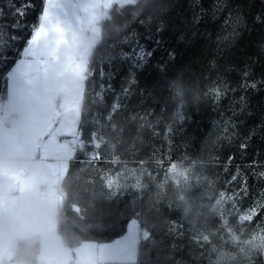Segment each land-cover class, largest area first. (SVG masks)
Returning a JSON list of instances; mask_svg holds the SVG:
<instances>
[{"label":"trees","instance_id":"trees-1","mask_svg":"<svg viewBox=\"0 0 264 264\" xmlns=\"http://www.w3.org/2000/svg\"><path fill=\"white\" fill-rule=\"evenodd\" d=\"M28 3L0 0V48L8 42L10 26L17 30L16 46L11 49L17 54L0 57V68L11 60L7 70L0 71V101L6 96L7 71L22 55L44 0H30L32 6L19 20L16 9ZM99 26V40L83 71L76 126L83 144L75 159L67 161L56 189L55 229L63 244L111 241L136 219L138 253L131 264H233L216 255L233 234L244 240L260 237L251 264H264V211L257 209L249 219L236 215L224 219L212 198L204 203L197 197L180 201L177 187L166 177L169 160L163 164L155 160V151L164 158L170 154L171 160L183 152L190 157L203 150L214 154L218 161L206 175L215 185L213 195L224 190L228 175L239 168L248 177L247 202L260 197L264 206V179L259 178L264 168L256 167L254 177L248 167L254 161L264 165V84L260 83L264 81V0L114 2ZM145 52L150 55L145 57ZM98 67L107 70L104 79L112 84L104 95L93 77ZM244 72L249 73V81L257 82V89L240 87ZM131 78L135 84L125 98L122 89ZM229 85L235 93L228 91ZM217 87L222 93L228 91L219 107L214 103ZM114 100L123 106L113 116ZM176 111L183 127L169 135L167 154L158 140ZM228 117L235 125L228 138L208 143L215 123ZM241 144L247 147L242 149ZM80 159L87 162L77 163ZM106 172L125 176L127 185L110 193L103 181ZM129 180L137 182L139 189L129 188ZM39 255V237L33 235L16 240L9 261L39 264Z\"/></svg>","mask_w":264,"mask_h":264},{"label":"rangeland","instance_id":"rangeland-1","mask_svg":"<svg viewBox=\"0 0 264 264\" xmlns=\"http://www.w3.org/2000/svg\"><path fill=\"white\" fill-rule=\"evenodd\" d=\"M132 1L105 0V5L109 8L114 2L126 4ZM106 71L104 68V72ZM221 121L223 122L215 123L213 138L208 143H218L217 137L228 138L230 125L227 119ZM182 127L181 114L176 111L170 118L164 137L158 140L160 146L167 148V154H169V148L171 149L169 135L174 131H180ZM155 153L156 162L163 164L167 156L165 158L160 156L159 151ZM217 161L216 155H209L204 150L196 157H190L187 152H183L174 160H169L166 165V177L177 187L178 200L184 202L187 198L197 197L204 203L205 200L212 198V205L216 206L222 218L236 215L239 219H249L258 209L252 206L261 205L262 199L256 197L247 202V196L243 199L237 197L236 185L226 186L220 193L213 195L215 185L206 178V175ZM8 166L4 165L0 170V264H9L8 258L14 254L17 239L33 235H38L40 241L39 264H131L137 260L139 227L136 219H131L132 223L128 222L125 232L111 241H85L78 246L68 247L63 244L55 229L56 172L53 176L50 173L47 174L44 182L50 191L48 198H43L39 184H35L33 179L27 180L24 190H15L13 186L17 185L20 176L18 179L13 178L14 166L10 163ZM126 180L125 176L119 173L103 174L104 185L112 194L121 191L127 185ZM5 183H10L7 191L1 186ZM129 188L138 190L139 186L137 182L133 183L129 180ZM204 237V235L201 236V238ZM124 240L125 244L116 245L118 241ZM260 243V237L244 240L233 234L217 249L216 255L234 261L233 264H251Z\"/></svg>","mask_w":264,"mask_h":264},{"label":"crops","instance_id":"crops-1","mask_svg":"<svg viewBox=\"0 0 264 264\" xmlns=\"http://www.w3.org/2000/svg\"><path fill=\"white\" fill-rule=\"evenodd\" d=\"M61 3L65 7L56 11L66 22L70 43L60 47L59 60L47 57L49 71L40 83L20 84L11 101L6 90L5 98L0 101V170L10 163L14 166L13 178L20 176L13 188L24 190L27 180L33 179L41 188V196L43 186L49 189L44 182L47 174L53 176L56 172L58 183L65 172L66 148L60 137L77 135L85 62L99 40V21L108 9L105 0H75L74 3L61 0ZM16 61L7 71V81ZM7 114L15 118L16 126L4 125L2 119ZM9 184L1 186L7 191ZM8 262L22 264L9 261V258Z\"/></svg>","mask_w":264,"mask_h":264},{"label":"snow or ice","instance_id":"snow-or-ice-1","mask_svg":"<svg viewBox=\"0 0 264 264\" xmlns=\"http://www.w3.org/2000/svg\"><path fill=\"white\" fill-rule=\"evenodd\" d=\"M75 0H73V3ZM31 3L29 0L28 4H22L20 8L16 9V16L19 20H22L23 17L26 15V8L31 7ZM65 5L61 3V0H44V7L39 16V22L36 27L32 30V35L26 42V46L23 49V55L19 60L16 61L15 67L12 69L9 79L7 81V90L9 100L15 98L18 92V86L22 83L27 84H38L42 81V79L47 75L49 71V60L47 57H51L54 60H59L58 52L62 45H67L70 43L68 39V28L65 27V21L61 20L59 14L57 13V9H63ZM3 17V9H0V19ZM260 20V17L256 18ZM19 20L17 22H19ZM5 24L8 22L5 20L3 21ZM12 28L11 32H8V42L5 44L3 48H0V57H13L17 53H14L11 49L12 47L16 46V39H17V30L15 29L14 25L10 26ZM5 31H7L5 29ZM3 34V33H0ZM135 43V41L133 42ZM132 43V44H133ZM131 44V45H132ZM131 45H128V50H131ZM138 48L139 45H136ZM136 53L134 52L133 55ZM150 53L145 52L144 56H149ZM69 62L71 63V58H69ZM11 65V60L7 61V64L0 68V71H6L7 68ZM97 71L99 75H97ZM127 71V69H125ZM249 73L244 72L243 79L241 80L240 87L244 89L251 88L253 90L258 88V84L255 81H249L247 79ZM93 77L98 78L99 80V89L101 94L104 95L105 92L111 91L112 84L111 80L104 79V68L98 67L95 71H93ZM264 84V81L260 82ZM135 84V79L131 78L128 81V86L122 89V94L125 98L129 97L132 93L131 85ZM228 91L235 93L236 89L232 88L230 85L228 86ZM228 91L221 92L219 87H217L214 92V103L217 107L221 104V102L228 98ZM243 100V96L241 97ZM115 108L112 110L111 115H115L116 111H118L123 105L118 103L114 100ZM233 115H235L233 113ZM220 121L219 123H222ZM218 123V124H219ZM227 123L230 125L231 128H234L233 120L229 117L227 118ZM217 124V125H218ZM216 125V126H217ZM230 128H228L229 131ZM158 136L160 135L159 132L156 133ZM90 146V145H86ZM246 144H241V148H246ZM170 149V148H169ZM170 152V150H169ZM167 159L171 160L172 156L169 154ZM231 157H229V163L231 162ZM87 161L84 159H80L77 163H86ZM264 168V165L259 164L258 162H253L252 164L248 165L250 169H253V176L255 177L257 173L255 172L256 167ZM229 169L227 167L224 168V172L227 174ZM259 178L264 179V173L259 175ZM248 177L246 174H241L240 169L236 170V173L228 175L226 186L237 184V191L235 195L240 197L241 199L245 198L248 195V184H247ZM253 208H258L259 211H264V206L259 205L258 207L252 206ZM132 223V221H129ZM178 228H182V225H177ZM125 244L124 241H118L116 245Z\"/></svg>","mask_w":264,"mask_h":264},{"label":"built area","instance_id":"built-area-1","mask_svg":"<svg viewBox=\"0 0 264 264\" xmlns=\"http://www.w3.org/2000/svg\"><path fill=\"white\" fill-rule=\"evenodd\" d=\"M3 123L8 127H13L17 125L15 118L10 115L3 116ZM60 142L66 148V156L64 157L65 161H70L75 159L78 150L81 148L83 141L79 135H63L60 137ZM92 157V155H89ZM49 196V189L46 186L42 188V197L47 198Z\"/></svg>","mask_w":264,"mask_h":264}]
</instances>
